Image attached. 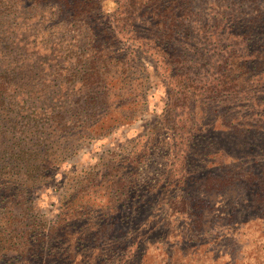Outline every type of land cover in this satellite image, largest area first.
Masks as SVG:
<instances>
[{"label": "trees", "instance_id": "16d2710c", "mask_svg": "<svg viewBox=\"0 0 264 264\" xmlns=\"http://www.w3.org/2000/svg\"><path fill=\"white\" fill-rule=\"evenodd\" d=\"M114 1L110 24L101 17L103 0H0V264H142L145 239L167 241L181 216L198 207L189 196L193 186L225 181L214 172L204 175L207 163L193 168L165 185L171 195L182 191V209L174 210L170 196L169 214L159 219L139 213L155 212L160 187H133L131 180L119 196L111 187L118 210L102 189L97 200L67 199L53 219L35 209L34 188L63 158L135 118L132 105L145 94L133 99L135 83L143 85L137 76L149 77L143 47L174 58L176 86L205 85L208 105L198 114L230 117L245 129L248 144L239 154L259 173L264 207V0ZM188 108L184 119L192 125H174L175 137L193 147L187 144L188 163L200 153L201 161L215 159V151L197 150L207 130L194 105ZM235 181L249 193L247 175H235ZM134 193H142L138 201Z\"/></svg>", "mask_w": 264, "mask_h": 264}, {"label": "rangeland", "instance_id": "374dc122", "mask_svg": "<svg viewBox=\"0 0 264 264\" xmlns=\"http://www.w3.org/2000/svg\"><path fill=\"white\" fill-rule=\"evenodd\" d=\"M101 7L102 19L111 24L109 15L116 7L115 1L103 0ZM212 43V40L208 41V46ZM140 51H143L149 77L146 80L144 74L137 76L136 81H142L143 85L135 83L137 89L133 99L136 100L137 93L143 90L145 94L141 98L138 95V102L132 105L137 111L135 118L105 135L86 141L77 152L63 158L52 170V176H47L46 180L34 188L35 209L44 218L53 219L67 199L85 202L94 200L91 198L93 196L97 200L100 194L96 191L102 189L109 196L110 206L118 210L119 200L114 201L113 195H110L111 187L119 196L121 186L131 180L133 187H160L154 194L156 203L160 202L155 212L151 208L139 213L141 218L159 219L169 214L166 202L170 196L176 201L174 210L182 209L179 203L183 198L182 191L178 190L177 194L171 195V190L165 189V185L168 183L169 186L181 176L188 177L193 168L200 171L201 165L207 163L209 167L204 169V175L214 172L221 178L225 177V181L228 176L233 179L226 183L214 181V184L208 186L194 185L189 196L198 207L190 216L187 215L188 219L181 216V222L174 225V232L166 228L163 234L169 232L167 241L154 238L157 236L145 239L142 244L146 253L141 263L264 264V207L258 198V192L263 188L258 184V171L252 169L250 161H245L239 154V148L248 144V139L243 142L241 130L245 129L237 126L230 117L223 120L213 112L205 116L198 114L200 108L208 105V101H204V94H207L205 85L195 81L194 84L187 83L190 85L187 87L176 86L170 73L174 59L171 55L156 48L143 47ZM193 87L197 89L193 90ZM192 104L198 122L202 121L207 130V139L200 141L197 150L210 155L215 151V159L212 156L201 161L203 156L200 153L193 163H188L187 144L190 147L192 145L175 137L179 133L174 125L183 123L186 128L192 125L191 121L184 119L191 110L188 106ZM213 125L218 126L214 131ZM212 133L215 134V143H212L211 148L209 137H214ZM261 158L264 160L263 154ZM235 175L248 176L251 184L248 185L251 188L249 193L244 183L239 181L234 185ZM230 181L233 183L229 184ZM141 194L134 193L138 196L134 200L138 201ZM194 216L197 220L195 223ZM117 230L120 235L127 234L124 226H117ZM146 234H150V231ZM114 256L117 257L118 253ZM118 261L114 259L111 264L128 262Z\"/></svg>", "mask_w": 264, "mask_h": 264}]
</instances>
